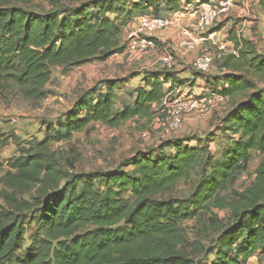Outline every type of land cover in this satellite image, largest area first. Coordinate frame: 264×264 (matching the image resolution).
Segmentation results:
<instances>
[{"label":"trees","instance_id":"trees-1","mask_svg":"<svg viewBox=\"0 0 264 264\" xmlns=\"http://www.w3.org/2000/svg\"><path fill=\"white\" fill-rule=\"evenodd\" d=\"M36 1L40 0H0V86L14 85L34 100L47 96L43 88L53 67L106 60L123 50V26L117 19L123 10H129L128 18L134 11L147 14L148 10L164 16L189 2L85 0L73 12L57 9L44 14L30 9ZM259 9L264 13V0H259ZM231 33L237 52L218 57L220 74L208 81L214 92L226 98H243L222 119L220 130L238 138L232 137L221 158H213L202 138L170 137L158 150L134 156L127 163L130 170L104 175L102 188L97 176L82 174L60 189L63 176L45 152L48 138L8 163L6 185L22 191L37 187L38 193L31 202L21 203H13V194H6L8 206L0 204V264H202L189 252L187 245L194 246L195 254L199 247L185 240L183 221L213 209L227 210L229 217L210 220L217 237L209 250L215 260L209 264H249L252 257L263 255L264 160L252 185L223 195L248 166L252 152L264 154V89L259 87L264 84V55L233 29ZM161 70L146 75L131 92L132 103L121 109L113 81L98 96L81 97L65 120L58 119L64 132L59 131L57 139L69 140L96 123L118 128L131 119L151 120L166 95L185 85L175 74ZM7 141L0 135V147ZM3 165L0 161V170ZM200 168L191 212L182 202L159 198L189 181ZM79 181L82 187L77 191ZM126 191L132 193V201L121 197ZM28 210L34 211L38 228L29 247L19 254Z\"/></svg>","mask_w":264,"mask_h":264},{"label":"rangeland","instance_id":"rangeland-1","mask_svg":"<svg viewBox=\"0 0 264 264\" xmlns=\"http://www.w3.org/2000/svg\"><path fill=\"white\" fill-rule=\"evenodd\" d=\"M52 2L53 0L36 1L30 6V9L44 14L57 9H69L70 12H73L75 9L82 7L85 0L82 3L59 0L55 5ZM241 2L242 0H237L236 5H241ZM128 11L123 10V15L117 18L123 26L121 38L124 46L123 50L106 60H95L81 66L53 67L51 80L43 88L47 93L45 98L40 100L26 98L14 85L0 86V135L1 138H8L7 144L0 147V161L4 164V167L0 170V204L8 206L5 198L6 194H13L15 199L12 201L13 203H21L31 202L33 196L38 193L37 187L28 191L13 189L6 185L5 177L7 171L11 170L8 164L10 160L26 154V150L35 147L48 138H50V142L47 144L45 152L48 153V158L59 170L60 176H63L60 181V189L70 186L72 184L70 183L71 180L82 174L97 176L95 181L102 188L104 175L115 170H130L131 168L127 166V163L134 156L158 150L160 144L168 139L152 125V118L151 120L131 119L118 128H108L96 123L92 124L87 131L75 133L69 140L57 139L59 137L58 132H64V129H61L58 125V119L65 120L69 111L73 109L81 97H96L105 91L109 82L113 81L117 83L116 105L121 109L123 104L132 103L131 92L137 85L132 77L142 73L140 69H143L145 76L151 70H156V68L159 69L156 72L163 71L158 62L163 49L169 48L175 55L174 49L177 40H171L165 44L159 43V48L154 54L129 53L126 49L128 36L133 31V25L138 23L135 18L140 14L134 11L132 16L128 18ZM166 14L168 12L163 13V15ZM250 14H256V5L253 0ZM142 15L144 14L142 13ZM244 20L248 21L245 25L241 23ZM232 29L235 35H239L243 40L250 41L256 47L257 52L264 55V16L255 15V17L245 19V17H238L233 10L207 33L208 35L212 31L216 32L213 40L209 39L205 42V46L209 48L211 54L214 55L217 52V47L213 42H225L229 47L234 46V41L231 39L234 35L231 33ZM218 60V57H215L211 72L207 74L197 73V75L199 74L202 78L212 77L219 70ZM177 69L178 62L177 67L170 71L171 75H176ZM167 72L165 71L163 74L168 75ZM191 83L194 84L193 81ZM259 87L264 89V84L259 83ZM241 99L243 98H225L218 102L206 117L186 116L181 128L171 137L196 136L202 138L201 143L209 144L213 158L219 160L232 137H235L227 129L220 130L223 116L225 117L232 110L233 105ZM52 128L56 130L53 131ZM144 132L148 133V137L142 136ZM51 138L56 140H51ZM235 138H238V136ZM168 151L166 149V152ZM263 160V153L253 151L248 166L242 170L240 177L223 195H233L234 192L243 191L252 185L256 178V170ZM201 171L202 168L189 181L180 182L170 192L159 196V198L182 202L184 207L190 208L189 212H191V197L197 182L201 179ZM12 172H15V170H12ZM81 184L82 181L77 182V191H80ZM73 186L71 185V188ZM121 197L128 201H132L134 198L129 191L124 192ZM24 214L27 216L24 225L26 235L24 248L19 254H22L29 247L30 236L38 228L36 221L32 219L35 215L34 211L28 210ZM228 217L227 210L213 209L212 212H205L200 217H189L183 221L185 240L190 243L194 242L199 247V253L195 254L193 251L194 246L187 245L192 249L189 250L190 254L198 262L209 264L215 260L214 254L209 252L217 237L216 231L211 229L209 225L211 218ZM249 264H264V256L260 255L255 259H251Z\"/></svg>","mask_w":264,"mask_h":264},{"label":"built area","instance_id":"built-area-1","mask_svg":"<svg viewBox=\"0 0 264 264\" xmlns=\"http://www.w3.org/2000/svg\"><path fill=\"white\" fill-rule=\"evenodd\" d=\"M236 3L237 0H189L182 9L171 11L164 16L141 15L139 26L128 36L126 49L131 54H154L159 48L156 33L175 27L185 32V37L179 42L180 46L190 51L199 50L194 60L195 69L200 73H209L213 69L215 57L237 52L235 46L229 47L225 42H213L217 47L214 55L205 46V42L209 39L213 40L215 35L214 31L208 35L207 33L221 19L229 15ZM243 4L244 12H247L250 9V0H245ZM187 17L191 18L188 27L184 25ZM158 62L160 68L166 71H172L177 67L175 55L169 48L162 50ZM225 98L214 91L197 93L189 84L178 87L169 92L162 104L156 108L152 117V125L160 130L164 137L170 138L181 128L186 116L206 117L217 103ZM142 136L148 137V133L144 132Z\"/></svg>","mask_w":264,"mask_h":264},{"label":"crops","instance_id":"crops-1","mask_svg":"<svg viewBox=\"0 0 264 264\" xmlns=\"http://www.w3.org/2000/svg\"><path fill=\"white\" fill-rule=\"evenodd\" d=\"M251 4H250V9H248L247 12H244V2L245 0H242L241 5H236L235 8L233 9V12L238 15V17H245V19H247V17H255V15H258L259 17L264 16V14L260 11L259 9V0H253L255 1V5H256V14L251 15L250 14V10L252 7V0ZM254 3V2H253ZM148 13H151V10L147 11ZM142 14H140L139 16H137L135 19L138 20V23L133 25V30L136 29L139 26V19L140 16ZM190 17H187L184 20V25L186 27L190 26ZM248 21L244 20L241 21V23L243 25H245ZM252 23V22H250ZM128 32V30H127ZM131 33V32H130ZM129 33V34H130ZM216 34V32H215ZM156 37L158 39L159 43H167L168 41H174L177 40L176 45H175V55L177 58V62H178V69H177V73H176V77L179 78L180 80H183L185 82V85L181 86L184 87L186 85H190L193 86L194 89L196 90L197 93H204V92H208V91H212L210 88V85L208 83L209 79L211 80V78L215 75L220 74V69L216 72V74H214L212 77L210 78H202L199 74L197 75V73H199L195 67H194V60L197 57L199 50H194V51H190L187 48L180 46L179 45V41L185 37V32L183 30H179V29H175V28H170L164 31H160L156 33ZM154 67V66H153ZM140 71L142 73H138L136 75H134L132 78L134 81H136L137 85L135 87H138L140 84L143 83V78H145V72H143V69H140ZM138 71V72H140ZM150 71L149 75L152 76L153 73H155L156 71H159L158 68H156V70ZM193 81V85L191 83V81ZM140 81V83H139ZM142 81V82H141ZM170 83H168L167 85H169ZM202 86V87H201ZM134 87V88H135ZM219 113V112H218ZM220 115V114H218ZM224 117V116H223ZM257 256L252 257L251 259H255Z\"/></svg>","mask_w":264,"mask_h":264}]
</instances>
